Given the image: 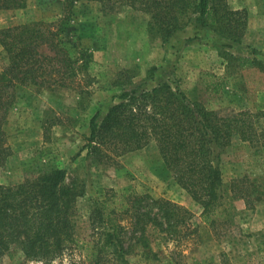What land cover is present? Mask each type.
<instances>
[{
  "label": "rangeland",
  "instance_id": "374dc122",
  "mask_svg": "<svg viewBox=\"0 0 264 264\" xmlns=\"http://www.w3.org/2000/svg\"><path fill=\"white\" fill-rule=\"evenodd\" d=\"M228 4L248 10L240 41L217 34L193 17L165 42L149 34L147 13L123 1L77 0L67 18V31L91 54L82 81L88 91L21 84L7 88L4 100L13 102L3 127L12 154L0 168V183L18 184L63 168L68 182L79 179L86 184L78 199L85 215L108 189L164 198L194 213L196 237L181 229L178 248L169 243L176 252L159 239L152 240L148 248L132 252L129 258L134 263L221 264L227 252L235 264H264V135L254 144L236 135L221 150L224 196L215 227L202 219V205L177 182L155 141L121 155L115 164L97 162L86 150L80 152L90 134L91 118L98 113L100 121L119 101L114 79L124 69L135 73V82L147 81L146 87L167 81L209 109L223 113L248 109L257 114L254 126L264 134V0H228ZM63 5V0H27L24 7L0 9V29L56 20L63 16ZM237 57L254 61L245 65ZM8 63L0 41V81ZM23 259V252L15 248L1 264H19Z\"/></svg>",
  "mask_w": 264,
  "mask_h": 264
},
{
  "label": "trees",
  "instance_id": "16d2710c",
  "mask_svg": "<svg viewBox=\"0 0 264 264\" xmlns=\"http://www.w3.org/2000/svg\"><path fill=\"white\" fill-rule=\"evenodd\" d=\"M76 1L63 0V16L56 20L0 29L9 58L0 81V168L12 154L3 127L13 102L4 100L7 88L21 84L88 91L82 81L89 72L91 54L67 31V18ZM117 1L147 13L149 34L165 42L193 17L234 42L241 40L248 24V10L231 8L228 0ZM26 3L0 0V9L21 8ZM237 59L245 65L254 61ZM134 78L131 69L115 77L119 101L100 121L98 113L91 118L90 134L80 152L86 150L97 162L115 164L121 155L155 141L177 182L202 205V219L215 227L224 196L219 154L236 135L252 144L263 137L254 126L257 114L248 109L225 113L209 109L167 81L146 87L147 81L135 82ZM219 89L216 83L214 90ZM66 178L65 169L54 168L18 184L0 183V264L15 248L23 252L19 264H138L129 256L137 248H148L152 240L159 239L176 252L169 243L178 248L181 229L192 237L198 234L190 209L136 192L108 189L85 215L78 207L85 182ZM221 264L235 263L223 252Z\"/></svg>",
  "mask_w": 264,
  "mask_h": 264
}]
</instances>
